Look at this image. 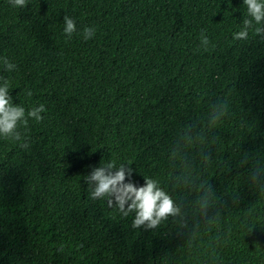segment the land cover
I'll return each mask as SVG.
<instances>
[{"label": "trees", "instance_id": "trees-1", "mask_svg": "<svg viewBox=\"0 0 264 264\" xmlns=\"http://www.w3.org/2000/svg\"><path fill=\"white\" fill-rule=\"evenodd\" d=\"M245 18L243 0H0V57L17 65L0 62V76L14 104L46 108L18 127L27 149L0 137V264H264V192L249 190L239 165L243 152L264 157V39H233ZM217 100L229 115L211 131L205 178L219 212L191 247L172 218L135 229L134 214L90 198L83 177L101 160L179 195L167 148Z\"/></svg>", "mask_w": 264, "mask_h": 264}, {"label": "clouds", "instance_id": "clouds-1", "mask_svg": "<svg viewBox=\"0 0 264 264\" xmlns=\"http://www.w3.org/2000/svg\"><path fill=\"white\" fill-rule=\"evenodd\" d=\"M27 2L28 0H9L13 7L19 8L26 7ZM243 4L247 9V18L243 19L241 30L233 33V39L246 41L250 31L264 39V0H243ZM63 23L64 34L71 38L77 31L75 20L65 14ZM95 35V26L83 28L82 36L85 40L92 39ZM209 44L208 36L201 30L200 48L208 51ZM0 62L7 72L17 69V65L6 56L0 57ZM10 87V80L0 76V137L19 142L22 149H27L29 144L23 142L25 137L18 131V127L27 129L29 119L42 121L41 113L46 108L44 104H39L26 111L23 105L13 103L9 94ZM26 95L30 97L32 92L27 91ZM228 115V102L217 100L208 105V111L202 119H193L178 128L167 148V159L168 166L179 171V175H173L170 180L179 195H173L161 186L158 179L148 176H144L143 185L138 186L131 179L134 169L130 167V163L117 164L114 160H101L99 166L92 167L91 173L83 177L88 185L90 198L106 199L107 206L117 208L125 218L134 214L132 227L135 229L157 230L172 218L178 234L185 236L191 247L200 233L201 224L211 223L219 212L220 199L214 185L205 176L212 158L210 149L216 144V137L211 131ZM239 165L246 170L245 181L249 190L264 192V157L243 152ZM238 202L239 197L233 195L231 203ZM63 250L61 246L59 251Z\"/></svg>", "mask_w": 264, "mask_h": 264}]
</instances>
